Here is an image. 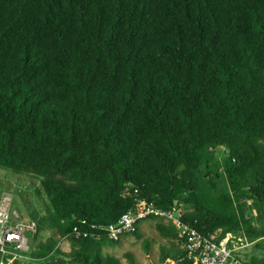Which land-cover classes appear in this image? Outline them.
Segmentation results:
<instances>
[{
	"label": "trees",
	"instance_id": "trees-1",
	"mask_svg": "<svg viewBox=\"0 0 264 264\" xmlns=\"http://www.w3.org/2000/svg\"><path fill=\"white\" fill-rule=\"evenodd\" d=\"M0 168L40 180L44 264H120L98 227L140 200L220 245L264 239V0H0ZM150 218L182 244L160 264H194Z\"/></svg>",
	"mask_w": 264,
	"mask_h": 264
},
{
	"label": "built area",
	"instance_id": "built-area-1",
	"mask_svg": "<svg viewBox=\"0 0 264 264\" xmlns=\"http://www.w3.org/2000/svg\"><path fill=\"white\" fill-rule=\"evenodd\" d=\"M185 212L186 210L177 208L176 205L171 210H163L156 207L153 201L140 200L134 213L124 214L116 223L98 228L103 229L110 239L119 240L125 234H132L142 220L151 216L166 218L185 232L184 248L189 252V256L194 257V264H246L240 255L244 243H249L246 238L229 234L228 241L220 245L215 241L218 232L205 237L195 229L184 226L181 218ZM72 233L84 237L90 234L77 228H74ZM36 236L39 238L36 220L26 221L21 218L18 212L11 209L10 194L3 193L0 196V264L39 261L30 254ZM66 238L62 242L67 240Z\"/></svg>",
	"mask_w": 264,
	"mask_h": 264
},
{
	"label": "rangeland",
	"instance_id": "rangeland-1",
	"mask_svg": "<svg viewBox=\"0 0 264 264\" xmlns=\"http://www.w3.org/2000/svg\"><path fill=\"white\" fill-rule=\"evenodd\" d=\"M222 159L219 160V163ZM221 177L217 180L219 188L228 190L225 178L221 169ZM40 185V180L29 174H16L11 170L0 168V196L9 193L11 197V209L19 213L24 220L32 219L31 214L36 212L39 217L47 215L49 202L45 196L36 194V189ZM182 210H186L181 205ZM154 218H147L139 225L142 238H136L133 234L123 235L116 246L104 249V254L115 257L120 264H160V252L164 247L170 251L179 249L182 244L177 239L162 237L156 229ZM145 224V225H144ZM48 235L44 229L37 240H44ZM33 241V239H32ZM35 241H33L34 243ZM244 243L240 253L242 259L249 263L253 258H260L263 253L262 246L264 239L255 241L248 240ZM60 249L69 251L72 243L65 240L59 244ZM167 264H176L173 260H167ZM24 264H44V261L25 262Z\"/></svg>",
	"mask_w": 264,
	"mask_h": 264
},
{
	"label": "crops",
	"instance_id": "crops-1",
	"mask_svg": "<svg viewBox=\"0 0 264 264\" xmlns=\"http://www.w3.org/2000/svg\"><path fill=\"white\" fill-rule=\"evenodd\" d=\"M142 223V222H141ZM145 225V224H144Z\"/></svg>",
	"mask_w": 264,
	"mask_h": 264
}]
</instances>
